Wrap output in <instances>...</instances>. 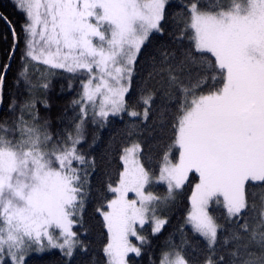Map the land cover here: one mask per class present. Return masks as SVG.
Instances as JSON below:
<instances>
[{"label": "snow or ice", "instance_id": "1", "mask_svg": "<svg viewBox=\"0 0 264 264\" xmlns=\"http://www.w3.org/2000/svg\"><path fill=\"white\" fill-rule=\"evenodd\" d=\"M9 6L0 264H264V0ZM63 73L79 88L54 115Z\"/></svg>", "mask_w": 264, "mask_h": 264}, {"label": "trees", "instance_id": "2", "mask_svg": "<svg viewBox=\"0 0 264 264\" xmlns=\"http://www.w3.org/2000/svg\"><path fill=\"white\" fill-rule=\"evenodd\" d=\"M10 0H0V12H5L9 16V19L16 25L17 31H20V23L23 20V17L18 13L14 12L13 9L9 6ZM7 37V39H6ZM11 41L10 32L8 31L7 26L3 21H0V63H3V53L4 50L9 46ZM15 72H11L7 77L8 81L11 82ZM68 73H63L60 76H57L53 80V90L51 93V102L53 104V113L54 115L59 112L65 105H68L71 98L74 95L76 89L79 88V84L73 80L72 83V91H69L67 88L68 85ZM71 113L69 112V115ZM120 129V125H115L111 130H105L102 132V144L104 147H107L108 142L111 139V136L117 135ZM99 149H97V152ZM95 183V180H94ZM157 191L163 194L164 188L163 186H158ZM190 194V190L185 188V194L180 198L178 205L176 208L172 209L169 215V225L166 226L165 231L159 237H153V246H152V258H156L160 249L163 247L164 240L167 235L173 232L178 225L182 223V217L190 207V202L188 200V195ZM147 227V226H146ZM93 239L95 236L93 235ZM92 255H96L95 252ZM54 259V258H53ZM49 264V262H46ZM144 264H147V260H145Z\"/></svg>", "mask_w": 264, "mask_h": 264}, {"label": "rangeland", "instance_id": "3", "mask_svg": "<svg viewBox=\"0 0 264 264\" xmlns=\"http://www.w3.org/2000/svg\"><path fill=\"white\" fill-rule=\"evenodd\" d=\"M134 194L130 193L129 196L132 197ZM134 239V238H133Z\"/></svg>", "mask_w": 264, "mask_h": 264}]
</instances>
